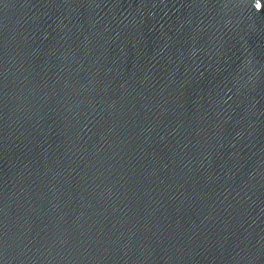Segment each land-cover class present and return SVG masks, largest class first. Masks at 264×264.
Masks as SVG:
<instances>
[{"label":"water","instance_id":"1","mask_svg":"<svg viewBox=\"0 0 264 264\" xmlns=\"http://www.w3.org/2000/svg\"><path fill=\"white\" fill-rule=\"evenodd\" d=\"M0 264H264V0H0Z\"/></svg>","mask_w":264,"mask_h":264}]
</instances>
